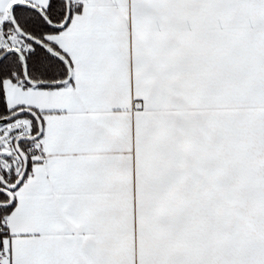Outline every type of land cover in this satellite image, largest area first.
Wrapping results in <instances>:
<instances>
[{
    "label": "snow or ice",
    "instance_id": "6c2138e0",
    "mask_svg": "<svg viewBox=\"0 0 264 264\" xmlns=\"http://www.w3.org/2000/svg\"><path fill=\"white\" fill-rule=\"evenodd\" d=\"M0 264H264V0H0Z\"/></svg>",
    "mask_w": 264,
    "mask_h": 264
}]
</instances>
